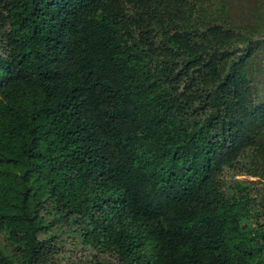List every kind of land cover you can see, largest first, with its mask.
I'll return each instance as SVG.
<instances>
[{
  "label": "trees",
  "instance_id": "obj_1",
  "mask_svg": "<svg viewBox=\"0 0 264 264\" xmlns=\"http://www.w3.org/2000/svg\"><path fill=\"white\" fill-rule=\"evenodd\" d=\"M0 264H264V0H0Z\"/></svg>",
  "mask_w": 264,
  "mask_h": 264
},
{
  "label": "rangeland",
  "instance_id": "obj_2",
  "mask_svg": "<svg viewBox=\"0 0 264 264\" xmlns=\"http://www.w3.org/2000/svg\"><path fill=\"white\" fill-rule=\"evenodd\" d=\"M79 257H81V258L83 259V257H82V252H81V251H79V252H75V253H74V256H73V259H74V258H79Z\"/></svg>",
  "mask_w": 264,
  "mask_h": 264
}]
</instances>
